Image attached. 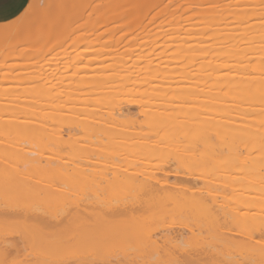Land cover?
Here are the masks:
<instances>
[{"label": "bare ground", "instance_id": "bare-ground-1", "mask_svg": "<svg viewBox=\"0 0 264 264\" xmlns=\"http://www.w3.org/2000/svg\"><path fill=\"white\" fill-rule=\"evenodd\" d=\"M74 1L31 0L36 5L32 20L42 14L45 20L37 29L44 40L36 43L42 53L60 48L58 58L71 45L78 47L81 43L73 38L67 41L81 28L99 38L106 33L117 36L126 29L124 37L147 24H160L157 32L162 24H175L181 32L171 43L165 41L142 52L137 49L131 66L129 55L124 54L128 49L119 50L122 37L112 45L114 49H79L78 56H88H83L85 63H79L81 56L76 62L73 58L76 64L84 63L75 69L86 73L73 71L79 80L74 81L76 90L72 86L75 91L68 86L72 95L68 91L66 101L60 100L65 90L57 89L59 104L42 103L45 96L36 104L19 103V108L1 103L4 114L18 109L22 114L0 119V137L4 136L0 208L7 192L10 203L22 211L8 213L7 231L5 217L0 215V230L6 231L0 235V259L7 247L17 260L22 259L21 251L32 254L22 259L30 264H60L68 259L87 264L105 260L159 264L176 258L167 249L162 254L161 247L168 245L178 249L182 260L264 264V247L254 243L264 227V0H169V6L163 0H101L114 3L116 9L96 15L97 19L114 18L108 29H102L105 24L100 31L89 23V18L95 19L90 17L93 10L83 24L60 25L62 18L83 16L85 8ZM119 4L126 11L135 10L133 14L127 11L133 15L128 23L117 24L119 18L128 17ZM148 5L150 12L158 5L164 13L154 12L144 24ZM161 16L167 18L156 23ZM25 25H0V47L14 38L16 48L24 40ZM91 40L87 46L100 39ZM157 50H161L159 56L149 59ZM43 78L48 80L46 75ZM44 92L40 90L39 96ZM207 97L239 100L236 107L223 108L220 102L205 101ZM177 99H182L181 105L172 102ZM84 118L91 121L81 132L80 141L86 144L73 148L66 140L76 139ZM47 141L53 151L49 150L52 157L45 158ZM168 150L174 151L170 157ZM65 157L72 162H63ZM11 161L19 167L22 164L21 169L11 172L6 165ZM143 165L152 171L144 172L145 168H139ZM21 215L42 222L43 230H26L23 221L16 222ZM177 215L179 221L174 220Z\"/></svg>", "mask_w": 264, "mask_h": 264}, {"label": "rangeland", "instance_id": "rangeland-1", "mask_svg": "<svg viewBox=\"0 0 264 264\" xmlns=\"http://www.w3.org/2000/svg\"><path fill=\"white\" fill-rule=\"evenodd\" d=\"M58 1V0H57ZM76 1V0H75ZM74 1V5H76V6H81V7H84L85 9H84V11L82 12V15L83 16H81V14L80 15H78V14H76L75 16L76 17H72V16H69V17H66V18H62V22H61V26L62 27H64V28H68V27H72V26H76V25H79V24H83V23H85L86 22V18L88 17V12L90 11L91 12V10H93V12H91L90 14H91V16L90 17H92V18H95L96 17V15L97 14H101V12L103 13V12H107L108 10L110 11L111 9H113L114 7H113V5H114V3H113V5H109V4H105L104 2H105V0H104V2H102L101 0H77L76 2H77V4H76V2ZM81 1V2H80ZM135 1V0H134ZM159 2H160V0H158ZM158 1H157V4H159L158 3ZM107 2V1H106ZM136 2V1H135ZM154 2V1H153ZM156 2V1H155ZM161 2H162V0H161ZM164 2V3H163ZM163 2H162V4L163 5H165L166 6V4H168V6H169V4H170V1L169 0H163ZM169 2V3H168ZM80 3V4H79ZM53 4H54V0H53ZM117 4V3H116ZM161 4V3H160ZM159 4V5H160ZM162 4L160 5V6H162ZM120 5V4H119ZM151 5V4H150ZM150 5H148V6H150ZM79 6V7H80ZM115 6V5H114ZM152 6H155V5H153L152 4ZM55 7V6H54ZM126 7V6H125ZM123 5L121 6H119L118 8L120 9V10H122V11H126L125 9H127V7L125 8ZM157 7H158V5L156 6V8H155V10H157V11H155L154 10V12H158L159 10L157 9ZM71 8V7H70ZM125 8V9H124ZM149 8V7H148ZM147 7H146V9L149 11H147L146 13L148 14L147 15V17H146V19L144 20L143 19V23L144 24H147V22L149 23V20L151 19L150 17L153 15V13L154 12H150V9H151V6H150V8L148 9ZM162 8H165V7H162ZM114 9H116V7L114 8ZM138 9H141V7L139 8L138 7ZM159 9H160V7H159ZM129 10V9H128ZM127 10V11H128ZM161 10H163V9H161ZM159 11V13L160 12H162V11ZM97 12L96 14H95V12ZM127 11H126V14L125 15H127L128 17L126 18V16H123V18H119L118 19V22H117V24H125V23H128V22H126V21H129L131 18H129L130 16H132L133 17V15H131L130 13L128 14L127 13ZM133 11H135V10H133ZM132 11V9H130L128 12H133ZM164 11V10H163ZM142 12H144V10L142 11ZM58 14V16L59 15H61V13L60 12H57ZM145 13V12H144ZM162 13H164V12H162ZM93 14V15H92ZM95 14V15H94ZM133 14V13H132ZM130 15V16H129ZM41 16H42V18H41ZM54 16H55V14H54ZM62 16V15H61ZM61 16H59V17H61ZM85 16H87V17H85ZM56 17V16H55ZM40 18V19H39ZM129 18V19H128ZM145 18V17H144ZM167 17H163V16H161V18H159L157 21L158 22H156V23H159L160 22V20H163V19H166ZM37 19V20H36ZM90 19L91 18H89V23L91 24V25H94L93 26V28L94 29H97V28H99V31L101 30V26L102 25H105V26H103L102 27V29H104V28H106L107 27V29H108V27L111 25V24H113V22H114V18H113V16L111 15V16H109V18H102V19H97V18H95L94 20H92L91 19V21L92 22H90ZM106 20V21H103L102 22V20ZM44 20V18H43V14L42 15H40L39 17L38 16H36V17H34L33 18V20L31 19V20H29V21H27V22H24L23 24H26L25 26H26V28H25V26H24V33H23V38H24V40L20 43V44H18V45H16V48H15V45H14V38H11V39H8V41H10V42H8V43H6L5 45H1L2 47H0V105L2 106V104H3V102H4V104H14V106H17L18 108H19V106L21 105V104H19V103H22L23 105L22 106H25V101H26V103H28V102H30L31 104L32 103H34L35 102V104L37 103V100L40 98H42V97H44V99L42 98L41 99V102L42 103H44V102H47L48 104H52L53 102H55V104H59V102H56V101H60V100H64L66 97L68 98L69 96L67 95V92L68 91H70L71 92V95H72V91L71 90H76V88H77V86L74 88V85H76L75 83H77V82H75L74 83V81H77V80H79V79H77L79 76L78 75H76V73L77 74H82V72H84V74H82V75H85V71H83L82 69H81V73H79L78 72V70L79 69H75L76 68V66H78L79 65V63H82L84 60L83 59H86L87 57H83V56H85V55H87L88 56V54H83V56H82V54L80 55L81 57H83V58H81L80 56H78L77 54H79L78 52H80L79 51V49L81 50V49H84V47H90V49L91 48H93V49H100V51H102V50H105V49H108V48H110L114 43L116 44V43H120L121 42V44L123 45V47H122V45H120L121 46V48L119 49L120 50V52H121V50H122V52H124L125 50H127L128 49V51L126 52V53H124V54H126V55H129L128 57H129V59H131L130 60V62H129V64H130V66L132 65V63H133V61L136 59V57H135V55H137V53H136V50L137 49H139L141 52L143 51L142 49H148V48H150V47H153V48H155L154 46H158V45H161L162 43H164L165 41H167L168 43H171L172 41L170 40L172 37H174V36H178V33L179 32H181V29L179 28V27H177L175 24H162L163 26L162 27H160L161 28V30L159 31V32H157V25H160V24H147V25H149L148 27H140L139 28V30H137V31H129V33H127L128 31L125 29V30H123V32L125 33V31H127L126 33H127V35L126 36H124V37H122L123 36V32H118V34H117V36L115 35V36H111L112 34H104V36L105 37H102V36H100V38L98 37V36H94L93 35V33H92V35L91 36H88V34L87 33H85L86 32V30L88 29V28H81V29H79V31L77 30L76 32H75V34L73 33V35H69V38H68V41H67V43H70L71 41H70V39L72 40V38L76 41V42H80L81 44L80 45H78V47H77V45H74V47H73V45H71L70 47H68L66 50H65V52H62L61 53V55L58 53L57 54V56L58 55H60V56H58V58H56V53L57 52H60L61 50H60V48L58 49V48H52L51 49V51L49 52V53H42V51L41 50H38V47L40 46V45H38V47H37V45H36V43H39V42H41V41H44L42 38H41V35L39 34V32L40 31H38V30H40L42 27L40 26V25H42V24H44L45 25V20ZM101 20V21H100ZM14 22V21H13ZM29 22V23H28ZM146 22V23H145ZM32 25H31V24ZM88 23V24H89ZM9 24V23H8ZM87 24V25H88ZM89 24V25H90ZM1 25H4V24H1ZM30 25V26H29ZM90 25V26H91ZM27 26H29V28L27 27ZM41 27V28H40ZM127 28H129V27H127ZM146 28H148V30L146 29ZM22 29V30H23ZM27 29V30H26ZM38 29V30H37ZM90 29V28H89ZM93 29V30H94ZM130 29V28H129ZM90 30H88L87 32H89ZM91 31H92V28H91ZM98 30H95V32H97ZM154 32H155V34H154ZM85 33V34H84ZM91 33V32H90ZM157 33V34H156ZM83 35H87V36H83ZM136 35H138V38H134ZM58 36V35H57ZM92 36H94L96 39H93V40H97V38L98 39H100L99 41H96V42H94L93 40H91L93 37ZM108 36H110V37H108ZM21 37V36H20ZM90 37H92L91 39H90ZM102 37V38H101ZM108 37V38H107ZM112 37V38H111ZM117 37V39H115ZM122 37V40H119L120 42H117V40H118V38H121ZM158 38L157 40V43H154L153 42V40L155 39V38ZM57 38V37H56ZM55 37L54 38H51L50 40L51 41H53V40H55L56 39ZM62 38V37H61ZM60 38V36H59V38L58 39H61ZM131 38H133V39H131ZM108 39H110V40H108ZM114 39V40H113ZM89 40H91V41H93L94 43L93 44H88V46H87V44H86V42L87 41H89ZM108 44H105V45H103L102 43H104V41ZM108 41H110V42H108ZM33 42H34V44L36 45H34L33 44ZM110 43V44H109ZM114 44V45H115ZM14 46V47H13ZM77 48H76V47ZM119 46V47H120ZM8 47H11V50L8 52V53H6V52H4L5 51V48H6V50H7V48ZM12 47H13V50H12ZM50 47V46H49ZM114 46H112V48H110V49H114L113 48ZM25 49H28V51H26ZM30 49V50H29ZM50 49V48H49ZM25 50V53L23 52ZM48 50V49H47ZM124 50V51H123ZM23 52V53H22ZM161 52V50H157L156 52H153L151 55H150V57H149V59H154V58H156L157 56H159L158 54ZM1 54H4V55H6V54H9V56H7V57H2L1 56ZM55 54V55H54ZM91 55V54H90ZM89 55V56H90ZM77 56V57H76ZM79 57L82 59V61H80L78 64H76L75 62H76V59L78 58L79 59ZM75 59V62H74V59ZM71 59H73V61L71 62ZM162 59H167V56L166 55H164V56H162ZM70 62V63H69ZM75 63V65H73ZM84 63H85V61H84ZM83 63V64H84ZM127 63V62H126ZM83 64H81V65H79V66H82ZM129 64H127L128 66H129ZM57 68V69H56ZM78 68V67H77ZM60 69V70H59ZM74 70H76V71H74ZM85 70V69H84ZM54 71H56V72H54ZM76 72V73H74V72ZM59 72V73H58ZM64 72V73H63ZM58 73V74H57ZM51 74H53V76L51 75ZM57 74V75H56ZM73 74H75L76 76H75V78H76V80H74L73 79ZM48 76V80H49V77H50V82H52V81H54V82H52V83H50L48 80H45V78L47 79V77H45V78H43L44 76ZM57 77H55V76ZM61 75H63L62 77H61ZM52 76V77H51ZM64 76H66V77H64ZM69 76V77H68ZM54 77H55V80H54ZM63 77H64V79H63ZM43 78V79H42ZM60 78V79H59ZM59 79V80H58ZM66 79V80H65ZM45 81V82H44ZM46 81H48L47 83H48V85H47V83H46ZM56 81V82H55ZM60 81V82H59ZM59 82V83H58ZM73 84H71V83ZM65 83V84H64ZM68 83V84H67ZM56 84V85H55ZM47 85V86H46ZM62 85L64 86L63 88H62ZM81 85V84H80ZM44 86H46L47 88H45ZM68 86H71V90H70V87H68ZM72 86H73V88L74 89H72ZM42 87V88H41ZM49 87V88H48ZM68 87V88H67ZM52 88V90L50 91L49 89H51ZM61 89V92H62V90L64 91L63 93H61L62 95H61V99L60 100H58L59 98H58V96L60 95V93H58V92H60V91H58L59 89ZM42 89H44L45 90V92H44V94L45 95H42V96H39V91L40 90H42ZM49 91H48V90ZM58 89V90H57ZM74 90V91H75ZM73 91V92H74ZM36 93H38L37 95L39 96H37L36 95ZM46 93H51V94H49V95H52V97H48L49 95L48 94H46ZM67 96H66V95ZM46 95H48L47 97L48 98H53V101H52V99H48L47 97H46ZM55 95H58L57 96V98H55ZM65 97H64V96ZM67 98L65 99V101L67 100ZM70 98V97H69ZM130 101H133V100H136V99H134V97H129L128 98ZM44 100V101H43ZM51 100V101H50ZM55 100V101H54ZM219 100H221V98L220 97H207V98H205V101H207V102H213V104L214 103H218V102H220L221 103V106L223 107V108H234V107H236L237 106V102H238V100L239 99H237V98H226V99H222V101H219ZM2 101V102H1ZM28 101V102H27ZM65 101H64V103H65ZM181 101H182V99L181 100H179V99H177V100H174V101H172L174 104H179V105H181ZM40 102V101H39ZM38 102V103H39ZM40 102V103H41ZM2 103V104H1ZM16 103V104H15ZM54 104V103H53ZM60 104H62V103H60ZM14 106H11V107H14ZM21 106V108H24V107H22ZM2 108V107H1ZM0 108V109H1ZM17 108V109H18ZM99 107H97V109H98ZM143 109H151V107L150 106H144L143 105V107H142ZM5 109V108H4ZM3 109V110H4ZM7 109V108H6ZM14 109H16V107L14 108ZM101 108H99V110H100ZM8 110V109H7ZM6 110V111H7ZM10 110V109H9ZM8 110V111H9ZM11 110H13V109H11ZM22 110V109H21ZM0 111H2V110H0ZM102 111V110H101ZM2 112H3V114H2ZM1 112V114H0V119L1 120H9V119H13L14 118V115L15 116H17L16 114L18 113V112H20V113H18V115H21L22 114V111H20L19 109H18V112H17V110H13V112H15V114L12 112V111H10V113L12 112L13 113V115H11L10 113L8 114V112L6 113V114H4L5 112L4 111H2ZM17 112V113H16ZM103 112V111H102ZM11 115V116H10ZM9 116V117H8ZM13 116V117H12ZM19 118V117H18ZM15 119V118H14ZM20 119H21V116H20ZM85 120H82L81 121V123H79L80 124V126L78 125V127L80 128L81 127V129L80 130H82V131H80V134H79V128H77L78 129V131H77V133H76V135L74 136L76 139H74V138H72L71 140L69 139V141H67L66 140V143L68 142V145L70 146V144L72 143V145L71 146H74L73 148H78L79 146H80V148L82 147V145L83 144H86V142H84V141H80V139L81 140H83V138H81L82 137V133L81 132H83V131H85L86 129H87V127L91 124L90 122V118H84ZM141 120H142V118H140ZM0 120V121H1ZM64 129V128H63ZM65 130V129H64ZM63 130V131H64ZM63 131H62V133H63ZM3 139H4V136H1ZM0 137V143H3V144H1V148H2V145H4V140L2 139ZM17 137H21V134H18L17 135ZM63 139L65 140V139H67V136H66V132L64 131V133H63ZM75 142V143H74ZM82 142V143H81ZM77 143H78V145H77ZM47 145V148L48 149H46V147H45V150L47 151V153H46V155H45V153H44V157L46 158V157H50V155H51V153H50V151H53L51 148H52V144H51V142L50 141H47V142H45L44 143V145ZM81 144V145H80ZM67 146V145H66ZM51 147V148H50ZM62 148H65V147H62ZM51 149V150H50ZM68 149H69V147L67 148V150H65L66 152L68 151ZM242 149V148H241ZM239 150V152L240 151H242L241 152V154L242 153H244L243 152V150ZM50 150V151H49ZM168 151H170L168 154V156L170 157V156H172L173 154V150H168ZM168 151H166V152H168ZM172 151V152H171ZM45 152V151H44ZM4 153H6V152H4ZM166 154V153H165ZM3 156V155H2ZM165 157L164 158H166V159H168V156L167 155H164ZM4 157V156H3ZM2 157V158H3ZM51 157H52V155H51ZM64 158V157H63ZM164 158H162L163 160H166V159H164ZM5 159V158H4ZM170 159V158H169ZM2 159H1V157H0V161H1ZM62 160V159H61ZM63 162H72V161H70L68 158H66L65 157V159H63L62 160ZM4 162H5V160H4ZM14 162V161H13ZM19 163H20V161H18ZM258 162V161H257ZM10 163V162H9ZM17 163V161H15V163L13 164L12 163V161H11V163L10 164H6V165H8V167H9V170L11 171V172H13L17 167H19L20 165H17L16 164ZM1 164H3L2 163V161H1ZM21 164V163H20ZM62 164V163H61ZM60 164V165H61ZM66 164L67 163H64V164H62V165H64L65 167H66ZM154 164V163H153ZM5 165V166H6ZM3 166H4V164H3ZM13 166V167H12ZM67 166H68V164H67ZM69 166L71 167V165L69 164ZM68 166V167H69ZM145 165H143V167L142 166H140L139 168L140 169H142L143 170V168H145L144 167ZM7 167V168H8ZM21 167H22V164H21ZM21 167H19V168H17L18 170L19 169H21ZM147 167V166H146ZM7 168H4V169H6V171H8V172H10ZM12 168H14V170L12 169ZM148 168V169H147ZM147 168H145L144 170H146V171H144V172H148V171H152V168H150V167H147ZM139 169V170H140ZM151 169V170H150ZM141 170V171H142ZM15 171H17V170H15ZM36 176H34V180H36ZM31 179H33V176H32V178ZM77 191V193L78 192H80L79 190H76ZM76 193V192H75ZM77 195H79V193L77 194ZM117 195H118V193H117ZM117 195H115V198H117ZM110 196H111V194H110ZM108 198H109V196H108ZM112 198V197H111ZM112 199H114V198H112ZM109 200V199H108ZM178 216L179 215H177V218L176 217H174V220L175 221H179V219H178ZM180 217V216H179ZM172 218H173V216L171 217V218H168L169 220H172ZM167 219V220H168ZM183 221V220H182ZM170 222V221H169ZM176 223H179V222H176ZM3 229V228H2ZM4 231V230H3ZM0 232H1V230H0ZM5 233H6V231H5ZM4 233V234H5ZM2 234V235H1ZM3 234V232H1L0 233V235L1 236H3L4 235ZM11 236V235H10ZM14 236H16L15 234H13V238H15L16 239V237H14ZM1 238V237H0ZM11 239V238H10ZM12 240H14V239H12ZM18 240V239H17ZM16 240V241H17ZM20 254H22V256L20 255ZM19 255L22 257V259L24 258V255H30L29 257H33V256H31L32 254H27V252H24V251H21V253H20ZM18 255V256H19ZM20 257V258H21ZM19 258V259H20ZM21 259V260H22Z\"/></svg>", "mask_w": 264, "mask_h": 264}, {"label": "snow or ice", "instance_id": "snow-or-ice-1", "mask_svg": "<svg viewBox=\"0 0 264 264\" xmlns=\"http://www.w3.org/2000/svg\"><path fill=\"white\" fill-rule=\"evenodd\" d=\"M264 6V5H262ZM36 7V5H29L27 8H24L23 5L21 6V10L14 14V23L16 25H22L24 22L29 21L32 19L33 15V9ZM43 7V5H41ZM262 23H264V17H262ZM261 63L264 64V59L261 60ZM162 160V158H161ZM264 171V170H262ZM12 210H21L20 206L18 204H12L10 203V198L7 192L4 194V203L2 205V208H0V215H3L6 220V231H7V220H8V213ZM22 211V210H21ZM20 221H23L24 228L31 232H38L42 231L44 225L40 221H33L31 218H24L22 215L20 218L16 221L17 223H20ZM165 224L167 221L164 222ZM264 224V222H262ZM15 231V229H13ZM149 239L151 240L152 237L150 236ZM254 243H259L261 247H264V227L261 228V235L259 237L258 241H254ZM180 247L185 248L186 250H190L189 246L187 244H181ZM167 249L168 253L172 254V259H166L159 262V264H210V262H202L197 261L195 259L187 260V259H180L178 258V249L174 247H169L168 245H163L161 247L162 254L164 253V250ZM0 264H30L27 260H17L13 257L12 253L8 250L6 247L3 250V259H0ZM60 264H87V262L79 261L75 259H68L64 261H60ZM103 264H137L136 261H109L105 260ZM219 264H228V262L220 261ZM231 264H235V262H231Z\"/></svg>", "mask_w": 264, "mask_h": 264}, {"label": "crops", "instance_id": "crops-1", "mask_svg": "<svg viewBox=\"0 0 264 264\" xmlns=\"http://www.w3.org/2000/svg\"><path fill=\"white\" fill-rule=\"evenodd\" d=\"M31 0H0V25L14 21V14L21 10V6L27 8Z\"/></svg>", "mask_w": 264, "mask_h": 264}]
</instances>
